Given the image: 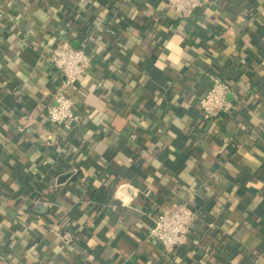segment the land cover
Masks as SVG:
<instances>
[{
	"label": "crops",
	"instance_id": "1",
	"mask_svg": "<svg viewBox=\"0 0 264 264\" xmlns=\"http://www.w3.org/2000/svg\"><path fill=\"white\" fill-rule=\"evenodd\" d=\"M62 41L94 54L73 130L46 115ZM183 202L199 230L167 254L146 233ZM0 264H264V0H0Z\"/></svg>",
	"mask_w": 264,
	"mask_h": 264
},
{
	"label": "built area",
	"instance_id": "2",
	"mask_svg": "<svg viewBox=\"0 0 264 264\" xmlns=\"http://www.w3.org/2000/svg\"><path fill=\"white\" fill-rule=\"evenodd\" d=\"M208 0H166V7L175 12L181 20L190 19L195 10ZM94 54L84 48H75L69 42L62 41L49 52L50 64L63 75V84L56 94L54 102L47 107L46 115L49 123L60 129L73 128L82 124V116L77 112L76 103L71 90L77 88L81 76L92 66ZM232 91L231 84L219 76H214L212 84L199 98L202 112L208 118H218L231 110L228 96ZM23 130V128H20ZM202 217L188 202L176 203L162 208L148 227L146 240L159 244L167 254L187 245L200 225ZM64 246L74 244L71 231L58 233ZM195 241V244L199 243Z\"/></svg>",
	"mask_w": 264,
	"mask_h": 264
},
{
	"label": "trees",
	"instance_id": "3",
	"mask_svg": "<svg viewBox=\"0 0 264 264\" xmlns=\"http://www.w3.org/2000/svg\"><path fill=\"white\" fill-rule=\"evenodd\" d=\"M194 210H195L196 212H198V213H201V212H199L198 209H194ZM61 225H65V220H63V222H62V220H61ZM198 228H199V227L194 228V229H195L194 232H196V230H199ZM202 228H204V227L202 226ZM204 231H208V229L205 230V228H204ZM193 235H194V233H193Z\"/></svg>",
	"mask_w": 264,
	"mask_h": 264
},
{
	"label": "water",
	"instance_id": "4",
	"mask_svg": "<svg viewBox=\"0 0 264 264\" xmlns=\"http://www.w3.org/2000/svg\"><path fill=\"white\" fill-rule=\"evenodd\" d=\"M66 177H68V175H66V176H63L61 180L65 179Z\"/></svg>",
	"mask_w": 264,
	"mask_h": 264
}]
</instances>
